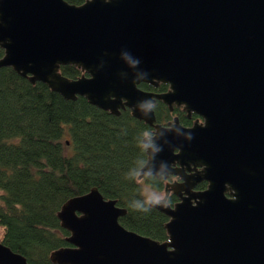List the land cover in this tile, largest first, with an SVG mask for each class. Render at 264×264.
<instances>
[{"label": "water", "instance_id": "95a60500", "mask_svg": "<svg viewBox=\"0 0 264 264\" xmlns=\"http://www.w3.org/2000/svg\"><path fill=\"white\" fill-rule=\"evenodd\" d=\"M0 47V66L30 82L151 125L137 179L183 178L164 185L169 207L147 202L167 216L163 240L120 224L125 208L94 185L66 198L56 217L68 244L51 262L264 264V0H0ZM159 81L165 91L137 86ZM154 98L202 122L157 123ZM0 264L29 263L0 241Z\"/></svg>", "mask_w": 264, "mask_h": 264}, {"label": "trees", "instance_id": "16d2710c", "mask_svg": "<svg viewBox=\"0 0 264 264\" xmlns=\"http://www.w3.org/2000/svg\"><path fill=\"white\" fill-rule=\"evenodd\" d=\"M59 70L70 78L80 74L73 64ZM154 113L156 121L168 117L158 101ZM150 129L128 110L114 115L81 95L63 98L44 82H30L12 67L0 66V241L29 264H56L49 252L68 244L56 210L93 185L125 208L120 224L165 239L167 216L146 202L136 178L145 160L141 138ZM143 180L162 187L152 177ZM137 203L152 210L141 212Z\"/></svg>", "mask_w": 264, "mask_h": 264}, {"label": "flooded vegetation", "instance_id": "af4514ba", "mask_svg": "<svg viewBox=\"0 0 264 264\" xmlns=\"http://www.w3.org/2000/svg\"><path fill=\"white\" fill-rule=\"evenodd\" d=\"M80 73H81V71H80ZM137 86L139 88H141V89H144V90H149V91H154V92H162V91H165L167 89L168 84L165 83V82H161V81L157 82L155 85L147 83V82H139V83H137ZM157 101L160 102L163 105V107L166 109V111L168 112V117H166V118H164L162 120L156 121V118H155V122H157V123H160V124L164 125V124H166L167 121L171 120L174 116L178 119V121L182 125H185V126H190L194 122H202V117L200 115H198L194 111H190L189 113H187L185 110L182 109V105L181 104L180 105H176V104L173 103V104H171V107L169 108L166 103H164L163 101H161L160 99H157V98H154L151 103H155L156 104ZM122 110H128L129 111L128 107H126V106L118 107V112L116 114H114V113H112V114L118 115ZM152 110H153V113H154L155 109L152 108ZM106 111H108V110H106ZM177 112L182 113L184 115V118H180ZM154 117H155V113H154ZM149 126L151 127V129H150L151 132L150 133H152L153 127L151 125H149ZM197 168H200V167L197 166ZM192 171H193L192 169L191 170H186L185 173H190ZM170 174H173V173H169L164 178H156V177H154L152 175L146 176V177H152L154 179L159 180L161 182V184H162V187H161L160 190L162 192H164V190H163L164 189V185H165L166 182H168V176ZM173 175H177V174H173ZM143 177H145V176H143ZM143 177L140 178V179H143ZM205 186H206V180L205 179H201V180H198L197 182L194 183L193 188L194 189H202ZM166 198H169V200L171 199L170 200V204H172L173 202H175L177 200V195L175 193H173L171 190H169L167 192V194H166Z\"/></svg>", "mask_w": 264, "mask_h": 264}, {"label": "clouds", "instance_id": "9594fccd", "mask_svg": "<svg viewBox=\"0 0 264 264\" xmlns=\"http://www.w3.org/2000/svg\"><path fill=\"white\" fill-rule=\"evenodd\" d=\"M130 63L135 64L136 61H130ZM147 107L156 108V104L155 103H149L147 105ZM206 124L202 125L205 126ZM143 135L145 136V138L149 139V144L151 143L150 137H151V133L150 132H144ZM183 178L180 175H173L170 174L168 176V181L170 183H176L178 184ZM145 195H146V202H150L153 205L156 204H160L161 200L164 199V203L161 205V207H169L170 206V200L169 198H165L164 196V192L160 191V190H155L152 189L150 187H145ZM136 209H138L141 212H150L152 210V208H144L143 205H141L140 203H137L135 206Z\"/></svg>", "mask_w": 264, "mask_h": 264}, {"label": "rangeland", "instance_id": "374dc122", "mask_svg": "<svg viewBox=\"0 0 264 264\" xmlns=\"http://www.w3.org/2000/svg\"><path fill=\"white\" fill-rule=\"evenodd\" d=\"M140 180V184H141V191H142V193L145 195V187L147 186V187H150V188H152V189H155V188H153V187H151L150 186V184L148 183V182H145L143 179H139ZM155 190H160V189H155ZM161 191V190H160ZM145 197H146V195H145ZM1 234H2V227H1V225H0V236H1Z\"/></svg>", "mask_w": 264, "mask_h": 264}]
</instances>
